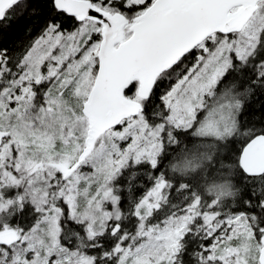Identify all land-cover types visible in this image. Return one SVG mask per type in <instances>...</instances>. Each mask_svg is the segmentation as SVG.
I'll use <instances>...</instances> for the list:
<instances>
[{"label":"snow or ice","instance_id":"snow-or-ice-1","mask_svg":"<svg viewBox=\"0 0 264 264\" xmlns=\"http://www.w3.org/2000/svg\"><path fill=\"white\" fill-rule=\"evenodd\" d=\"M46 2L0 49V264H264V0Z\"/></svg>","mask_w":264,"mask_h":264},{"label":"trees","instance_id":"trees-1","mask_svg":"<svg viewBox=\"0 0 264 264\" xmlns=\"http://www.w3.org/2000/svg\"><path fill=\"white\" fill-rule=\"evenodd\" d=\"M32 8L36 10L35 14L32 13V9L24 15H20L19 12L16 16L6 21L3 25H0V49L7 48L10 53L16 52L20 49L22 44H26L39 35L43 22L50 16V4L46 0H31ZM71 22L64 21L65 27H70ZM167 86V82L164 87ZM164 87L159 89L160 92L164 91ZM158 102V101H154ZM264 98L259 94L253 98L251 113L246 120L250 121L249 127H254L257 130L264 128ZM240 143L235 145V149L238 150ZM230 155L231 159H235L236 152L231 150L225 153ZM167 162V161H165ZM227 184L229 181L220 176L209 175L203 190L207 192L209 187L213 184ZM143 189H141L142 191ZM208 195H215L216 190L207 193ZM139 195V193H137Z\"/></svg>","mask_w":264,"mask_h":264}]
</instances>
